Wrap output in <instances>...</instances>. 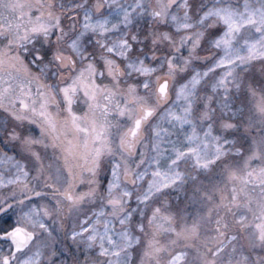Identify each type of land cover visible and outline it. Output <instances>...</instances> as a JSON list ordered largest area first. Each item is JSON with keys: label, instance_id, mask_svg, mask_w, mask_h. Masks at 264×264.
Segmentation results:
<instances>
[{"label": "snow or ice", "instance_id": "snow-or-ice-1", "mask_svg": "<svg viewBox=\"0 0 264 264\" xmlns=\"http://www.w3.org/2000/svg\"><path fill=\"white\" fill-rule=\"evenodd\" d=\"M0 264H264V0H0Z\"/></svg>", "mask_w": 264, "mask_h": 264}]
</instances>
